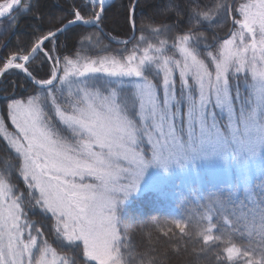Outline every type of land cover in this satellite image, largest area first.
Here are the masks:
<instances>
[{
    "label": "snow or ice",
    "instance_id": "1",
    "mask_svg": "<svg viewBox=\"0 0 264 264\" xmlns=\"http://www.w3.org/2000/svg\"><path fill=\"white\" fill-rule=\"evenodd\" d=\"M114 6L0 3V37L32 28L0 55V264H264V0H127L123 39L105 30ZM177 172L220 185L206 226L153 221L137 245L128 206ZM240 185L260 189L250 225L215 234Z\"/></svg>",
    "mask_w": 264,
    "mask_h": 264
},
{
    "label": "trees",
    "instance_id": "2",
    "mask_svg": "<svg viewBox=\"0 0 264 264\" xmlns=\"http://www.w3.org/2000/svg\"><path fill=\"white\" fill-rule=\"evenodd\" d=\"M4 1V0H0ZM43 10L48 12L49 8L53 9V15H62L73 3V0H42ZM126 4L127 0H115V6L109 13V19L106 21V31H110L113 35H118L120 38H126L127 28L124 21L123 9L121 4ZM142 11L150 13L151 8H145L142 4ZM31 21L29 19L22 20L19 24V28L15 33L5 31V34L0 37V55L14 50L18 42H26L30 39V33L32 28L29 27ZM4 29L7 25L3 26ZM228 28L222 21L217 32L224 36ZM92 31V29H88ZM7 47H4V45ZM4 107L3 101L0 100V109ZM6 159L3 149V143L0 142V161ZM177 183L173 186H166L168 193L165 198H158L156 196H148L143 199L133 201L127 208L125 213V222L128 224L130 231L132 232L137 245L146 246L152 242L148 238V231L152 226L153 221H157L161 225L168 218L183 219L187 223V231L197 233L202 226H206V222L203 219L204 213L207 212L205 205L208 203V197L211 196L219 187V184H209L205 181L202 184L194 183L190 186V189L182 190L177 188ZM197 189L199 196V203L197 199H194V193L192 189ZM230 199L228 203V210L224 213H216L213 211V222L219 226V231L215 234H221L227 230L228 226L224 225V220L228 219L231 223L240 217V221L236 224V227L241 231H246L245 226L250 225L251 217L247 220L243 219L247 215V209L250 208V203L247 202L241 190L236 188L232 189L229 193ZM255 196L258 195L255 193ZM234 213V215H233ZM37 216H33V219H37ZM169 226L179 234L178 229H175L174 224L169 221ZM249 238L247 235L241 236L239 232L234 234V241L238 244H246ZM195 244L196 241L194 240ZM55 246V245H54ZM187 258L180 257L177 260V264H186ZM201 264H213L211 254L205 261H201Z\"/></svg>",
    "mask_w": 264,
    "mask_h": 264
},
{
    "label": "rangeland",
    "instance_id": "3",
    "mask_svg": "<svg viewBox=\"0 0 264 264\" xmlns=\"http://www.w3.org/2000/svg\"><path fill=\"white\" fill-rule=\"evenodd\" d=\"M49 13H53V9L49 8L48 10ZM151 12V11H150ZM253 177V185L258 184V180L256 177L255 170H253L252 173ZM207 181V179H205ZM177 183V188H181L182 190L190 189V186L193 185L194 183H197L194 179H192L189 175L182 174L177 172L174 176L169 178L167 186L173 187ZM212 184V183H209ZM237 190H241L243 193L244 197H246L247 202L250 203V208L253 207L254 205L252 204V201L256 200L258 197L255 196V193L258 195L260 189L258 187H248L245 188V186L240 185L239 187L236 188Z\"/></svg>",
    "mask_w": 264,
    "mask_h": 264
},
{
    "label": "bare ground",
    "instance_id": "4",
    "mask_svg": "<svg viewBox=\"0 0 264 264\" xmlns=\"http://www.w3.org/2000/svg\"><path fill=\"white\" fill-rule=\"evenodd\" d=\"M2 3V2H1Z\"/></svg>",
    "mask_w": 264,
    "mask_h": 264
}]
</instances>
